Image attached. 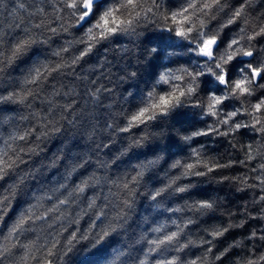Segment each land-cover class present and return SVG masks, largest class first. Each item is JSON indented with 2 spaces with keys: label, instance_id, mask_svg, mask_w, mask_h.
<instances>
[{
  "label": "clouds",
  "instance_id": "clouds-1",
  "mask_svg": "<svg viewBox=\"0 0 264 264\" xmlns=\"http://www.w3.org/2000/svg\"><path fill=\"white\" fill-rule=\"evenodd\" d=\"M0 264H264V0H0Z\"/></svg>",
  "mask_w": 264,
  "mask_h": 264
},
{
  "label": "snow or ice",
  "instance_id": "snow-or-ice-1",
  "mask_svg": "<svg viewBox=\"0 0 264 264\" xmlns=\"http://www.w3.org/2000/svg\"><path fill=\"white\" fill-rule=\"evenodd\" d=\"M161 100H162V102H165V101L163 100V98H161Z\"/></svg>",
  "mask_w": 264,
  "mask_h": 264
}]
</instances>
